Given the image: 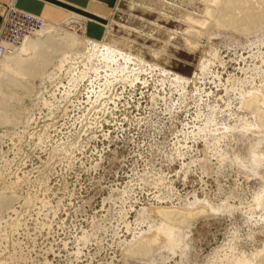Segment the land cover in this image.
Returning a JSON list of instances; mask_svg holds the SVG:
<instances>
[{
	"label": "rangeland",
	"instance_id": "rangeland-1",
	"mask_svg": "<svg viewBox=\"0 0 264 264\" xmlns=\"http://www.w3.org/2000/svg\"><path fill=\"white\" fill-rule=\"evenodd\" d=\"M225 3L226 0H115L104 18H91L81 12H70L63 17L60 22L68 25L63 28L109 44L146 65L159 66L190 81L184 93L172 91L170 94L167 86L160 89L153 75L129 66L130 79L137 73L138 80L134 79L133 83L126 78L123 82L117 80L107 93V96L110 94L107 99L106 95L103 97L110 99L106 108L92 113L97 114L96 124L86 127L84 122L79 124L76 120L90 108L87 101L88 97L93 100L90 92L97 91L96 87L103 84L101 71L98 78H92L91 87L88 80H84L60 105L55 116L46 118V122L43 116L44 121H39L35 133H41L46 125L50 144L75 138L80 143L78 151L76 149L72 158L69 157V167L67 164L51 167L46 184L33 191L34 203L25 207L22 201L15 202L14 207L20 208L18 219L23 222L19 219L21 227L10 228L15 231L18 227L15 232L7 230L10 243L15 240L18 249L12 252L10 244L8 252L5 250L2 255L23 250L26 264H208L216 252L229 257H246L252 260L250 264H257L259 259H254V254L264 246V208L257 206L254 200L264 189V181L251 174L248 161L260 136L238 129L232 139L226 138L216 145L217 152L211 140L206 143L197 137L184 138L187 131L203 126V118L214 109L218 111L217 123L243 124L250 117L249 113L239 108L238 93L229 83L236 81L237 88L246 89L250 78L259 86L260 78L264 77V65L253 55L256 50L238 46L247 41L240 34V27H236L238 32H235L216 24L224 20ZM263 3L262 0L249 2L245 7L257 9ZM9 7L29 14L15 5ZM39 19L42 23L45 21ZM31 37H35L34 32L23 39L21 48ZM210 47H215L223 65L215 62L209 74L205 73L202 78L200 65L208 57ZM260 48L264 55V47ZM7 61L0 55V116L20 119L35 95L38 81L33 82L34 88L20 77L15 83L2 68V63ZM153 95L156 102L152 101ZM164 95L167 101L162 99ZM37 141L36 137L32 138L26 147L29 158L21 159L25 164L13 168L16 176H22L29 169L35 172L34 169L43 165L46 152H41L42 145ZM175 142L185 147L182 157L173 159L169 148ZM261 144L259 149L264 151V140ZM237 159L245 166L237 164ZM257 171L264 178V166H259ZM142 176L144 181H139L138 177ZM131 179H134L132 184ZM127 187L130 194L125 203L116 206L111 201L104 203L112 191L122 192ZM20 190L26 196V189ZM157 196H163V200L156 201ZM56 198L60 201L58 204ZM194 198L218 206L220 213L196 216L179 234L183 239L179 248L174 253L159 250L155 263L123 256V250L141 232L159 224L154 217L149 221L139 219L141 207L187 208ZM40 199L50 200L51 205H55L53 208L56 207L55 212L41 209ZM108 206L127 212H120L124 214L122 218L116 215L118 212L108 215L111 213L105 211ZM87 233L95 237L83 246L78 245L77 239Z\"/></svg>",
	"mask_w": 264,
	"mask_h": 264
},
{
	"label": "bare ground",
	"instance_id": "bare-ground-1",
	"mask_svg": "<svg viewBox=\"0 0 264 264\" xmlns=\"http://www.w3.org/2000/svg\"><path fill=\"white\" fill-rule=\"evenodd\" d=\"M258 1L259 0H226L225 5L223 6L224 12H222L224 20L222 23L217 21L216 24H218L219 26L221 24V27L226 26L229 30H234L235 32H238L235 30L236 27H240V34L246 37L247 41L244 45L240 44L238 46H246L250 50L254 48V50H256V53H253L254 58L260 59L259 61L262 65H264V55H262L260 48L264 47V3L261 6H257V9H255L254 6L245 7L246 3H257ZM262 1L264 2V0ZM21 13L31 17V15L25 12ZM60 23V21L56 20H45L43 21L41 28L37 30L33 28L29 35L12 41L1 40L2 51H0V55H3L4 58L8 60L7 62L2 63V68L8 71V77L14 78L13 80L15 83H17L16 79L20 77L21 79L26 80L28 85H30L31 87L34 86L33 82L36 80L38 81V85L35 86L36 88L34 90H36V92L35 95L32 94L34 97L30 99L29 107L25 109V112L20 119L14 116H0V125H3V127H1L0 129V255H2L5 250L10 249V244L12 245V252H15L18 246L15 240L14 242L12 241V243H10L9 239V233L11 232L13 227H15V225L21 227V224L23 222L19 218L20 221H22L20 223L18 219L17 214L18 209L20 208L17 209L14 207L15 202L20 200L22 201L23 205H25V207H29L32 203H34L35 201L32 202L33 198L35 197L33 191L35 189L38 190L40 187H42L43 184H46L48 180L47 172H49L51 170V167H53L55 164H67V166L71 165L69 164V157L72 158L74 152L80 144L75 138L72 141L68 140L69 142L60 141L58 143L50 144L48 140L49 129L46 128V125L43 126L44 128L42 129L41 133L36 134L34 131L37 125H39V121L41 119L44 121L45 118L46 122V118L49 119L55 116L60 109V105L64 101L68 100L69 97L78 90L80 84L83 83L84 80H88V83L91 87L93 79H95L96 77L98 78V76L101 75V71L103 73V84L101 83V86H99V84L96 87L97 91L90 90L93 100H91V98L89 97L87 99V101L90 102L89 105L91 109H85L82 115L76 120L79 122V124L84 122V125L86 127L93 126L92 124L95 123V116L97 114L95 115L92 113L94 111L100 113L103 111V109L100 110V108H106V106L108 105L110 99L105 100L103 97L106 95L107 99V97L110 95L109 94L107 96V93L111 92L110 90L117 80H120L119 82H123L126 78V80H130L129 83H133L134 79L138 80L139 76H135L137 74L135 72L133 79H130L132 78V75L130 76L129 74L131 73V71L129 72V68L131 66L135 67L137 71H144L145 73L148 72L150 73V75H153L154 78L157 79L156 83L159 84V86L161 87L160 89L167 86V88H169L170 94L173 93L172 91L184 93L190 81L159 66L148 64L146 65L141 59H133L130 54H125L115 49V47L109 46V44L104 45L97 41L87 39L85 36H80L76 34V32L69 31L68 29L62 27L64 25L68 26L67 23ZM250 26L253 29H249L248 27ZM33 32L35 37H31V39H29L25 43V46L21 48L23 39L29 37L31 34H33ZM260 33H262V35H260ZM256 34L259 35L257 36V38H254L253 36ZM260 43L262 45H260ZM214 48L210 47L209 51L207 52L208 57H205V61L200 65V73L202 78L205 73L208 72L211 66L215 64V62H218L221 66L223 65V61L220 59L219 53L216 52ZM24 52H27V55H24ZM36 61H38L39 63L36 64ZM231 79L233 80L234 78ZM250 80L253 81L249 82ZM235 82L230 81L229 87L237 91L238 106L242 111L249 113L250 117L246 118V121L239 126L230 124L226 125L221 123L222 121L220 123H217L218 120L216 121V114L218 111L216 112L214 111V109L211 110L212 112H210L208 116L204 114L205 119L203 118V126H196L194 129L187 131L184 134V138H188V136H191V138L193 137L192 140L199 138V140L201 139L203 142H208L211 140L215 143L213 150L217 152L218 148L216 147V145H218L221 140H224L226 138L232 139V134L238 129L244 130L249 134L259 135L260 137L257 140L260 142L256 146H254V150L252 151L250 160L248 161V167L252 175L257 176L262 181H264L263 176L257 171L259 166H264V151L259 149V145H262L261 140H264V77L260 78L259 86H256L254 79L250 78L247 82L249 86L246 89H242V87L237 88V84H234ZM197 91H199V89ZM28 94L31 95L30 92ZM151 97L152 101L156 102V97L154 95ZM162 99L165 101L166 96L164 95ZM204 115L201 116V118L204 117ZM34 137L37 138L38 144L42 145L41 152H46V159L43 160L42 166L40 165V167L34 169L35 172L29 169L30 171L28 170L27 172H23L21 174L22 176H16V172L13 171V168L18 165L20 166V164H25L21 161V159L24 158L23 160L25 161L29 158V155L26 152V147ZM191 138L189 137V139ZM37 142L36 146H38ZM183 145L175 142V144H173V146L169 148L170 157L173 159L174 157H180L184 150L183 147H185ZM186 148H188V146ZM237 164L241 165L242 167L245 166L239 159H237ZM14 170L17 171L16 168ZM147 171H155V169H148ZM50 172H52V170ZM158 179L160 181H163L160 177H158ZM138 180L144 181L143 176L138 177ZM132 182H134V179H131L130 184H132ZM45 186L46 185H44V187ZM21 188L26 189V196L22 194L23 192L21 193ZM129 194V187L123 189L122 192H120L119 190H116V192L112 191V195L109 198H105L103 201L104 203L111 201V203H113L115 206L118 204L121 205L128 200ZM165 197L166 199H168L169 195L166 194ZM56 199L58 204L60 201L58 200V198ZM155 200L161 202V200H163V196H157L155 197ZM254 201L257 206L264 208V189L257 197H255ZM39 205L41 209L55 212L54 210L56 209V207L53 208L55 205L52 206L50 200L44 199L40 202ZM27 209H25V211L23 212H26ZM5 211H7V213L4 214ZM105 211L111 212L108 213V215L118 212L116 215H118L120 218L124 216V214L120 212H127L123 208L113 210L111 206H108V209ZM219 211L220 209L218 208V206H214L205 200L200 201L197 198H194L187 208H176L174 206L169 207L162 205L141 207V210L138 212L139 219L149 221L152 217H154L159 220V224L157 227L149 226L145 231L141 232L138 238L133 240V243L128 244L127 249L123 250V256L128 257L131 260L142 259L145 262V260L147 259V262L155 263V255L159 252V250L166 249L171 253H174V251L179 248V246L183 243V239L179 234L188 226L190 222H192V220L196 216L218 214L220 213ZM19 217L22 216L20 215ZM39 223L42 222L40 221ZM11 227L12 229H10ZM18 227H16L14 230L16 231ZM8 228L10 230L9 233L7 230ZM93 237L95 236H91L87 233L77 239V243L78 245L83 246L89 242L90 238ZM22 251L20 250L12 254L7 253L6 255H8V257H6V255L4 254L6 258L2 257L4 255L0 256L2 257L0 259V261L2 260L0 264H26L25 260H27V257H24V255L26 256V254H23ZM260 255L261 257H259ZM256 258H258L259 260L258 262L256 260L255 263L264 264V246L263 250L259 252L257 251L256 254H254V259ZM250 263H253L252 260L246 257H229L226 253L220 254L215 252L214 256L212 257V259H210V262L208 264Z\"/></svg>",
	"mask_w": 264,
	"mask_h": 264
},
{
	"label": "crops",
	"instance_id": "crops-1",
	"mask_svg": "<svg viewBox=\"0 0 264 264\" xmlns=\"http://www.w3.org/2000/svg\"><path fill=\"white\" fill-rule=\"evenodd\" d=\"M114 4L115 0H0V17L5 11V6L15 5L31 16L43 20L62 21L70 12H81L86 16H92L91 18H104ZM97 29L99 30L98 27Z\"/></svg>",
	"mask_w": 264,
	"mask_h": 264
},
{
	"label": "built area",
	"instance_id": "built-area-1",
	"mask_svg": "<svg viewBox=\"0 0 264 264\" xmlns=\"http://www.w3.org/2000/svg\"><path fill=\"white\" fill-rule=\"evenodd\" d=\"M0 51L1 40H17L32 31L33 28H40L42 21L39 18H32L22 14L7 5L3 15L0 17Z\"/></svg>",
	"mask_w": 264,
	"mask_h": 264
}]
</instances>
